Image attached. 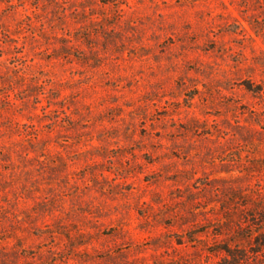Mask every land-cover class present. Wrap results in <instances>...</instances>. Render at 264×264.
<instances>
[{"label": "rangeland", "instance_id": "1", "mask_svg": "<svg viewBox=\"0 0 264 264\" xmlns=\"http://www.w3.org/2000/svg\"><path fill=\"white\" fill-rule=\"evenodd\" d=\"M258 241L264 0H0V264H264Z\"/></svg>", "mask_w": 264, "mask_h": 264}, {"label": "trees", "instance_id": "2", "mask_svg": "<svg viewBox=\"0 0 264 264\" xmlns=\"http://www.w3.org/2000/svg\"><path fill=\"white\" fill-rule=\"evenodd\" d=\"M259 202H260V201H259ZM259 202H258L257 204H255L256 207H262L261 204L259 205ZM258 243H259V245L263 246V248H264V243H263V242L258 241Z\"/></svg>", "mask_w": 264, "mask_h": 264}]
</instances>
